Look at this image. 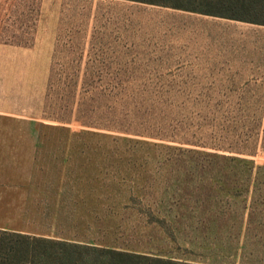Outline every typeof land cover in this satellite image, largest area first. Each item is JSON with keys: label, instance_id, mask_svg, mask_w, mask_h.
<instances>
[{"label": "rangeland", "instance_id": "374dc122", "mask_svg": "<svg viewBox=\"0 0 264 264\" xmlns=\"http://www.w3.org/2000/svg\"><path fill=\"white\" fill-rule=\"evenodd\" d=\"M127 1L129 11L131 7H136L135 14L138 17H127V22L124 17H111L110 23L109 17H99V39L96 47L97 51L103 50L102 44L106 41L111 45L105 48L118 51L121 46L116 44V37L119 36V29L123 34L124 25L127 24V43L131 52L127 65L120 64L119 57L99 55L90 64L93 69H43L35 68L43 65L39 59L42 56L39 54H0V65L32 66L25 69L0 68V127H31V134L16 133L5 136L8 140L40 142L37 166L58 167L59 161L51 162V158L73 159V167H79V180L82 182L92 179L98 183L105 181L104 168L110 164L101 159L104 157L112 155L158 159L160 165H143L140 171L146 174L136 179L138 188L135 194L142 200L141 208L138 209L147 214L136 215L141 217L140 223L128 220L136 217L134 212H122L117 217L112 215L111 221L105 226L120 228L121 233L117 232L109 240L121 245L119 248L141 250L145 255L165 260H171V256H185L196 259L211 258L214 261L219 256L215 247L211 253L198 249L195 252L188 249L192 254L178 251L176 243L187 244L186 240H192V232L191 228H184V225H171V217L184 214L185 218L193 212V206H196L198 209L195 211V218L202 225L193 227V231L195 229L200 235H211L216 223V202L227 197L226 193L220 192V188L225 189L227 186L219 182L206 185L202 183L205 181L202 178L191 179L181 175L190 170V166H187L188 155L183 154L177 165L167 162L175 157L171 146H179V142L151 137L149 133L153 116H156L158 127L168 133L166 135H171V125L174 128L179 125L174 133L183 141L182 145L186 146L192 103L195 99L209 101L227 98L232 101L264 98V87L242 85L241 79L234 82L229 78L210 77L205 72V77H194L190 70L177 71L181 66L219 68L264 65V24H259L264 23V0ZM186 9L214 11L225 17H171L185 13ZM0 17H32V31H35L43 17L56 16L55 7L49 4L46 6L43 0H0ZM203 21L208 22V27L201 35L199 27L203 25ZM196 54L202 56L201 61L194 60ZM6 61H10L9 64ZM124 65L126 68L102 69ZM122 83L126 87L122 100L126 103L152 99L145 124L147 132L141 136L113 129ZM98 86H103L104 89L108 87L112 98L106 97L107 101L103 98L94 99ZM144 86H147L145 91L142 90ZM157 100L160 101L158 113L153 115ZM172 102L175 104L171 107ZM178 102H184L185 105L175 109ZM230 104L229 102L222 110L225 124ZM80 105L85 116L80 115ZM129 109L130 119L135 121L132 106ZM206 112L209 113L207 110L204 114ZM210 113L214 111L210 110ZM90 119H104L107 129L86 125ZM85 132L104 133L108 137H92L84 135ZM110 137L119 139L118 144H113ZM125 139L132 142L124 141ZM85 159L91 161L84 162ZM251 159L257 164L264 162V157L260 154ZM106 183H109L107 177ZM234 200L237 201L235 207L239 213L240 199ZM178 201L184 208H175ZM94 211L91 213L92 217L96 213L99 218L109 217L108 212L102 214L101 210ZM195 218L191 221H196ZM150 219H156L157 223L149 225L147 221ZM206 241L207 239L202 240ZM207 242L211 244V236Z\"/></svg>", "mask_w": 264, "mask_h": 264}, {"label": "crops", "instance_id": "0c3cea01", "mask_svg": "<svg viewBox=\"0 0 264 264\" xmlns=\"http://www.w3.org/2000/svg\"><path fill=\"white\" fill-rule=\"evenodd\" d=\"M43 2L46 6L49 4L51 7H55L56 17H43L44 19L40 21L41 24L35 31H32V17H0V54H39L42 56L39 59L43 65L35 66V68L43 69L89 70L93 69L90 64L99 55L109 58L110 56L119 57L120 64L127 65V60L131 56L127 43V24L124 25L123 34L119 29V36L116 37V44L121 46L118 51L105 48L111 45L106 41L102 44L103 50L97 51L96 47L99 39L97 32L99 17H109L108 23L111 22V17H120L121 19L124 17L125 20L127 17H138L135 14L136 7H131L129 11V1L43 0ZM173 16L214 17L189 11L171 15V17ZM203 22V25L199 27L201 35L202 32L207 31L208 27V22ZM194 60L201 61L202 56L196 54ZM8 62L10 61H6V64H9ZM2 63L5 64V61ZM125 65L102 67V69H121L126 68ZM0 68L25 69L32 68V66L0 65ZM186 70H190L194 77H205V72L213 78H229L234 82L241 79L242 85L264 87V65H254V67L237 65L219 68L197 65L196 67L181 66L177 69V71ZM30 128L0 127V231L68 243L114 247L125 252L146 254L141 250L119 248L121 245L114 244L115 242L109 240L116 236L117 232L121 233L120 228L114 229L105 226L108 221H111L112 215L109 212L108 218L110 219L99 218L98 213L92 217L91 213L94 211L95 203L89 202V198L95 197V191H98V194H103L104 191L96 190L97 184L93 179L87 180V182L79 180L80 170L79 167L74 169L73 159H49L51 162L59 161V168L54 165L37 166L40 142L8 140V137L5 136L16 133L31 134ZM90 161V159L84 160V162ZM74 175L76 176L75 180ZM225 195H227L226 198L218 199L216 202V224L211 235H200L195 229L193 231V227L202 225L197 222L195 216L185 217V219L179 215L180 221L178 222H173L176 217H171V225H184V228H191L192 232V240H186L187 244L176 243L179 252L189 253L188 249L192 252L198 249L211 253L215 247L219 256L214 261L211 258L196 259L185 256H171V260L190 264H264L260 259L244 257L245 252L247 253L244 242L246 223L252 211L251 195L238 203L240 210L244 213L241 233L236 229L234 220L230 218V216H234L237 201L234 200L235 197L232 194ZM81 198H86V202L83 203ZM90 207L92 209H89ZM102 212V214H106V211ZM128 212H134L135 216H140L137 211ZM80 213H83L82 216ZM220 213L223 215L221 216ZM140 218L136 216L128 218V220L140 223ZM193 218L196 221H191ZM185 220L188 222L186 223ZM210 236L212 242L208 244ZM204 239L207 241L202 242ZM192 252L190 253L192 254Z\"/></svg>", "mask_w": 264, "mask_h": 264}, {"label": "trees", "instance_id": "16d2710c", "mask_svg": "<svg viewBox=\"0 0 264 264\" xmlns=\"http://www.w3.org/2000/svg\"><path fill=\"white\" fill-rule=\"evenodd\" d=\"M186 11L225 17L221 13L214 11L204 12L196 9H186ZM264 24V23H259ZM86 86V85H85ZM119 107L116 110L113 119V129L115 131L143 135L147 132L145 124L148 121L150 113L149 106L151 100L133 101L126 103L123 101L126 87L124 83L120 86ZM102 88V89H101ZM147 86L143 87L145 91ZM94 96L96 98H112V92L108 87H96ZM111 90V89H110ZM93 99V100H94ZM190 101V100H189ZM230 104L227 122L225 124V115L223 109ZM179 103V102H178ZM160 101H155L153 115L158 113ZM171 105V103H169ZM175 102H172L174 106ZM180 104V105H179ZM175 106V109L183 107L184 102ZM188 105V103H187ZM129 106H132L135 121L130 119L128 112ZM127 107V108H126ZM108 108V106H107ZM126 108V109H125ZM80 115H84L82 105L79 107ZM110 110V108H108ZM192 113L188 129L186 146L183 141L177 138V127L170 126L171 135L163 132L159 128L156 116H153L151 131L149 135L159 139H170L178 141L179 146H171L175 157L167 162L177 165L182 160V155H188L187 166L190 170L181 175L193 178H202L203 184L210 185L213 182H219L227 188H220V192L232 194L235 198L243 200L251 195L252 211L250 212L246 223L245 234V252L244 257L260 259L264 263V162L257 164L253 157L262 155L264 157V98L250 99H210L209 101L195 99L192 103ZM209 111L204 114V111ZM210 110L214 113H210ZM238 112H241L240 114ZM104 119H90L86 125L94 128H106ZM84 135L92 137H104L108 135L97 132H85ZM223 143L221 144V138ZM113 144H118L119 139L110 137ZM124 141H130L125 139ZM153 146H158L152 144ZM98 159V158H97ZM110 165L104 168L105 176L102 185L95 186L96 190H103V194L95 191V197L89 198V202L95 203V210L109 212L117 217L122 212L137 211L140 215L147 213L142 212V200L135 194L138 188L137 182L139 177L145 172L140 168L145 165H160L156 158H124V157H104L101 158ZM91 160V159H90ZM148 172L149 169H148ZM180 175V174H179ZM180 175V176H181ZM106 177L109 183H106ZM128 193L124 194V191ZM138 190V189H137ZM83 203L86 198L80 199ZM176 209H182L180 201L176 202ZM104 204V205H103ZM89 209H92L91 207ZM193 212L186 217H194L198 207L193 206ZM183 218L184 215H180ZM235 216V217H234ZM231 219L234 220L236 229L241 233L243 229L244 213L242 210L238 213L235 211ZM173 222L180 219L175 216ZM210 218V217H209ZM149 225L157 223L156 219L147 221ZM216 224V223H215ZM211 226V225H210ZM117 244V243H114ZM118 245V244H117ZM0 264H190L185 262L165 260L152 255L136 254L121 251L116 248L102 247L93 244L68 243L53 239L30 237L17 233L0 231Z\"/></svg>", "mask_w": 264, "mask_h": 264}]
</instances>
